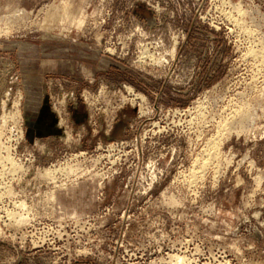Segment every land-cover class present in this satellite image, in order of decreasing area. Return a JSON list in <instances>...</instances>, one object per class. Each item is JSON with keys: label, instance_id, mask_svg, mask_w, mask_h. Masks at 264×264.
<instances>
[{"label": "rangeland", "instance_id": "374dc122", "mask_svg": "<svg viewBox=\"0 0 264 264\" xmlns=\"http://www.w3.org/2000/svg\"><path fill=\"white\" fill-rule=\"evenodd\" d=\"M0 264H264V0H0Z\"/></svg>", "mask_w": 264, "mask_h": 264}, {"label": "bare ground", "instance_id": "6f19581e", "mask_svg": "<svg viewBox=\"0 0 264 264\" xmlns=\"http://www.w3.org/2000/svg\"><path fill=\"white\" fill-rule=\"evenodd\" d=\"M241 7V6H240ZM249 17V16H248ZM175 42V41H174ZM148 53V52H147ZM156 62V61H155ZM3 82V81H2ZM129 90V89H128ZM130 93H133V91L132 90H130L129 91ZM137 98H140L141 100H144V98L142 97V96H139V95H137ZM198 105V104H197ZM201 107V106H200ZM248 110H250V109H248ZM240 111H242V110H240ZM245 111V110H244ZM201 113V112H200ZM242 113H244V112H242ZM191 114V113H190ZM237 114V113H236ZM238 115H239V117H240V119L238 118ZM245 115H247V113H245ZM244 114H242V115H240V114H237V118L236 117H234V120H233V122L232 123H228V122H225V126L226 125H233V124H243L244 125V123H240V121L242 122V121H244V120H249L250 122H252L251 121V119H250V116L248 117L247 116V118H249V119H246V117H245V119H244V116H245ZM253 116V115H252ZM64 122V121H63ZM223 122V121H222ZM244 122H246V121H244ZM247 124H248V121L246 122ZM220 125H221V123H220ZM223 125V124H222ZM247 127V126H246ZM222 128V127H221ZM241 128H242V126H241ZM245 128V127H244ZM228 130V129H227ZM2 133V132H1ZM214 144H216V143H214ZM216 146V145H215ZM216 154V153H215ZM66 169V168H65ZM60 170H62V168L61 169H56V171L55 172H59ZM68 171V170H67ZM79 171V170H78ZM54 172V173H55ZM83 172V171H82ZM45 174H47V173H45ZM4 175V174H3ZM48 175H51V172L49 173L48 172ZM47 175V176H48ZM53 175V174H52ZM65 175V174H64ZM77 175V174H76ZM85 175V174H84ZM67 176V175H66ZM70 176V175H69ZM50 177V176H49ZM57 177V176H56ZM83 177V176H82ZM62 183V182H61ZM56 186V185H55ZM23 225V224H22Z\"/></svg>", "mask_w": 264, "mask_h": 264}]
</instances>
